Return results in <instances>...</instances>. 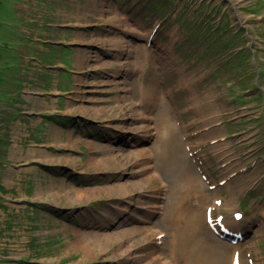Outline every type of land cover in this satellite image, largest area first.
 Wrapping results in <instances>:
<instances>
[{
    "label": "rangeland",
    "instance_id": "obj_1",
    "mask_svg": "<svg viewBox=\"0 0 264 264\" xmlns=\"http://www.w3.org/2000/svg\"><path fill=\"white\" fill-rule=\"evenodd\" d=\"M173 19L208 28L183 43ZM263 173L264 0H0V264H184L168 223L194 208L224 264H264L262 192L242 195Z\"/></svg>",
    "mask_w": 264,
    "mask_h": 264
},
{
    "label": "bare ground",
    "instance_id": "obj_2",
    "mask_svg": "<svg viewBox=\"0 0 264 264\" xmlns=\"http://www.w3.org/2000/svg\"><path fill=\"white\" fill-rule=\"evenodd\" d=\"M199 11L201 12V11H203V9L200 8ZM248 13L249 12L247 11L245 13L239 12L237 14V12L234 11V14H235L234 19L235 20L237 19L239 21V18L241 17V20H245V19L249 18V14L251 15V13H249V14ZM197 16H198V14H197ZM168 19H169V17H165L163 19V21H166ZM213 21H211L210 24H213L215 22V21L214 22ZM162 24L166 25V29L168 31L170 29L172 32H174L176 34L177 38L179 40H181V42H183V43H187L192 38H196L197 33L199 31H201V30H203L204 32L207 31V30L205 31V28H198V32H196L193 27H188L186 24H184L185 27L188 29V33H185L186 35H184L182 37V36H179L177 34L178 25L181 24L179 21L176 22L173 19L171 21H167V22H164ZM162 24L158 25V22H154V24L152 26L148 27L149 32H151L149 36L155 37L157 35L156 32L159 30V28ZM212 28L214 29L213 30L214 33L219 32L221 30H224L222 28H219V26H213ZM223 34L220 35L221 39L223 38ZM146 36H147V34H146ZM217 44H218V42L215 41V43L210 45L209 48L212 49L211 46L215 47ZM162 49H163V46H162ZM219 137H221V136L219 135V136H216L215 138H219ZM166 143H169L171 145L175 143L174 134H171V132L168 135V139L166 140ZM238 161L239 160L235 159L236 168L243 167L244 166L243 163H241V165H239ZM170 165H171V167H170L171 173H173V171H175L173 174L179 175L181 173V172L177 171V166L175 167L172 160H170ZM233 171L234 170H231L229 173H231ZM183 185L186 186L188 190L191 188V186L197 187L198 190L196 192L195 197L197 196L198 193H200V195H202V196L205 195L203 190L201 189L202 184H201L200 179L194 185L191 184L188 180H185ZM76 196H78V195H76ZM185 198H186V194L180 192L178 195H176L175 202L169 203V204H172L171 208L174 210V212L176 214H178V213L180 214L179 209L182 208V203L185 200ZM228 210H231V209L230 208L226 209L225 210L226 214H228ZM191 211H193V212L189 214V217L184 221V224L181 225V227L179 226L178 228H176L173 220H170V222L168 223V227L172 228L174 230V233H172L168 238L169 249L171 250L173 245L178 244L177 249H178V251H180L181 258L184 260V264H224L223 256L221 255L220 250H218L217 243L210 242L208 240V237L206 236V233L203 231L204 228L209 230V228H215V226L218 225V223H216V225H212L213 221L211 218V211L209 212V216H207L208 210H206L205 213L202 212L201 209H199V208H194ZM203 213H204V216H206V218L212 222L211 225L208 223V221H205V223L208 226L206 224H205V227L203 226V224H202ZM179 214H178V216H179ZM233 222H234L233 226H235L239 231H242L241 227L239 225L235 224L236 223L235 220H233ZM220 225H222V224L220 223ZM255 225H258V224H255ZM222 226H224V225H222ZM224 228L225 227H223V229ZM218 232L221 234L220 231H218ZM233 233H235V232H233ZM235 234H237V233H235ZM223 235H226L228 238L232 239V236L229 234H223ZM240 235H243V234H240ZM200 237H201V239L199 240ZM82 241H84V240H82ZM82 241L80 240V238H77L76 240L72 241V245L74 246V245L80 244ZM236 253H237V249L234 248L233 252L231 253L232 254L231 259H230L231 264L238 263L240 260L239 255L238 254H237V256L235 255ZM166 256H167V254H166ZM164 261H165V263H167L166 259H164ZM179 263H180L179 259H177L175 264H179Z\"/></svg>",
    "mask_w": 264,
    "mask_h": 264
},
{
    "label": "snow or ice",
    "instance_id": "obj_3",
    "mask_svg": "<svg viewBox=\"0 0 264 264\" xmlns=\"http://www.w3.org/2000/svg\"><path fill=\"white\" fill-rule=\"evenodd\" d=\"M237 218H239V217H237Z\"/></svg>",
    "mask_w": 264,
    "mask_h": 264
}]
</instances>
